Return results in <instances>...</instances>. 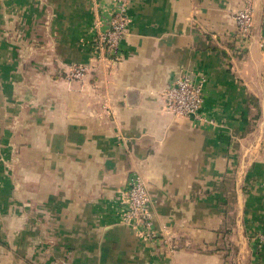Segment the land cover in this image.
<instances>
[{
    "label": "crops",
    "instance_id": "obj_1",
    "mask_svg": "<svg viewBox=\"0 0 264 264\" xmlns=\"http://www.w3.org/2000/svg\"><path fill=\"white\" fill-rule=\"evenodd\" d=\"M110 4L0 0V264H264V0H131L123 59L96 63ZM182 73L212 125L166 111ZM133 175L152 241L121 223Z\"/></svg>",
    "mask_w": 264,
    "mask_h": 264
},
{
    "label": "built area",
    "instance_id": "obj_2",
    "mask_svg": "<svg viewBox=\"0 0 264 264\" xmlns=\"http://www.w3.org/2000/svg\"><path fill=\"white\" fill-rule=\"evenodd\" d=\"M110 8L106 15L99 9L98 17L92 27V38L87 43L95 62L108 61L118 63L123 59L122 42L125 40L129 24L128 10L131 0H109ZM264 11V10H263ZM237 32L248 35L252 26L250 9L239 11L234 16ZM264 48V33L262 37ZM90 70L88 64H70L66 72L69 81L82 80ZM204 79H194L191 75L182 73L167 87L164 93V106L168 113L175 116L192 118L196 123L212 125L213 121L201 114L203 104ZM123 208L121 223L144 240H154L156 232L153 229V212L151 197L147 187L138 175L129 178L122 194ZM252 240L261 245L264 243V233H256Z\"/></svg>",
    "mask_w": 264,
    "mask_h": 264
}]
</instances>
